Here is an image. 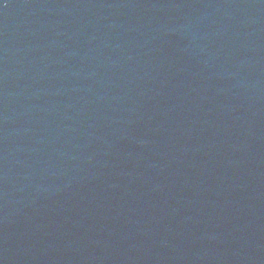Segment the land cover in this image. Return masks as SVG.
<instances>
[{"label":"water","instance_id":"95a60500","mask_svg":"<svg viewBox=\"0 0 264 264\" xmlns=\"http://www.w3.org/2000/svg\"><path fill=\"white\" fill-rule=\"evenodd\" d=\"M0 264H264V0H0Z\"/></svg>","mask_w":264,"mask_h":264}]
</instances>
